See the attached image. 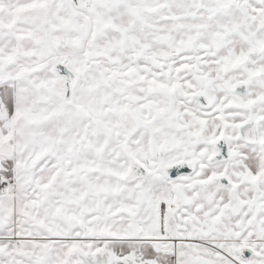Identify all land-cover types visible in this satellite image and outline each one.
Here are the masks:
<instances>
[{
  "label": "snow or ice",
  "instance_id": "6c2138e0",
  "mask_svg": "<svg viewBox=\"0 0 264 264\" xmlns=\"http://www.w3.org/2000/svg\"><path fill=\"white\" fill-rule=\"evenodd\" d=\"M0 264H264V0H0Z\"/></svg>",
  "mask_w": 264,
  "mask_h": 264
},
{
  "label": "water",
  "instance_id": "95a60500",
  "mask_svg": "<svg viewBox=\"0 0 264 264\" xmlns=\"http://www.w3.org/2000/svg\"><path fill=\"white\" fill-rule=\"evenodd\" d=\"M248 255H250V254H248Z\"/></svg>",
  "mask_w": 264,
  "mask_h": 264
}]
</instances>
